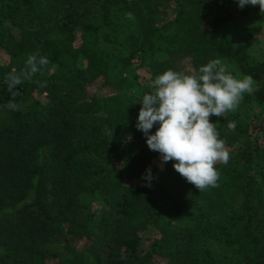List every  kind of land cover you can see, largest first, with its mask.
Returning a JSON list of instances; mask_svg holds the SVG:
<instances>
[{
  "label": "trees",
  "instance_id": "16d2710c",
  "mask_svg": "<svg viewBox=\"0 0 264 264\" xmlns=\"http://www.w3.org/2000/svg\"><path fill=\"white\" fill-rule=\"evenodd\" d=\"M227 3L0 0V48L9 58L0 65V264H264V142L249 138L238 112L220 117L216 129L226 146L241 147L216 164L218 186L202 191L175 161L161 169L135 126L151 91L150 84L137 92L136 58L153 78L212 59L233 62L258 85L239 106L264 102V61L250 63L247 45L221 33L232 17ZM36 52L50 63L18 86L24 107L10 111L6 77ZM149 167L155 179L146 187ZM84 194L100 200L96 218ZM163 203L186 223L162 219Z\"/></svg>",
  "mask_w": 264,
  "mask_h": 264
},
{
  "label": "clouds",
  "instance_id": "9594fccd",
  "mask_svg": "<svg viewBox=\"0 0 264 264\" xmlns=\"http://www.w3.org/2000/svg\"><path fill=\"white\" fill-rule=\"evenodd\" d=\"M238 7L259 5L264 11V0H237ZM50 63L39 52L29 55L25 67L15 68L7 75V91L11 99L3 105L10 111H17L16 98L21 95L18 86L32 81ZM39 87H46V81H36ZM251 75L238 79L228 70L221 59L209 60L198 70L187 72L168 69L152 81L151 91L142 97L136 128L146 137V144L159 153V167L169 161L174 170L199 191L216 187L219 172L216 164H227L230 159L225 141L219 137L211 116L223 117L234 112L243 99V94L254 92ZM154 125L156 131L150 134ZM235 127V124L230 125ZM142 179L143 186L151 187L155 179L151 168H147Z\"/></svg>",
  "mask_w": 264,
  "mask_h": 264
},
{
  "label": "rangeland",
  "instance_id": "374dc122",
  "mask_svg": "<svg viewBox=\"0 0 264 264\" xmlns=\"http://www.w3.org/2000/svg\"><path fill=\"white\" fill-rule=\"evenodd\" d=\"M227 7L232 17L226 23L221 24V33L229 38L234 44L244 43L247 45L250 63L264 61V11H261L258 5L255 11L242 14L240 7H238L237 0H228ZM139 59L140 58L134 59L132 64V72L137 76L140 84L137 92H140L142 87H147L152 84V81L155 79L151 76L145 65L140 64ZM8 61V55L0 48V65L6 64ZM221 61L227 65L228 70L232 71L238 79L243 78V75L240 74L239 68L235 63L228 62L224 59H221ZM257 86L256 81H254L253 87L256 88ZM100 90L103 91L99 85L91 87V91ZM21 107H24V104L22 106L19 103V109ZM237 112L239 114L237 120L246 124L249 138L262 144L264 142V102H250L241 105L234 111V113ZM219 119L220 117L215 118L213 123L217 124ZM232 124H234L233 120H229L225 123L228 131L234 129L230 126ZM226 147L230 156H232L238 153L241 147V142L236 141ZM80 200L86 211H89L94 215V218H96L101 208V202L98 197L95 195L84 194L80 197ZM159 215L162 219L170 218L176 224L186 223L184 217L168 215L166 203L160 205ZM65 228L66 226L62 227L63 230H65ZM58 245L59 243L52 242L49 244V247L55 249ZM221 249L231 252L229 247L223 245L221 246ZM90 261L94 262V259L90 258Z\"/></svg>",
  "mask_w": 264,
  "mask_h": 264
}]
</instances>
